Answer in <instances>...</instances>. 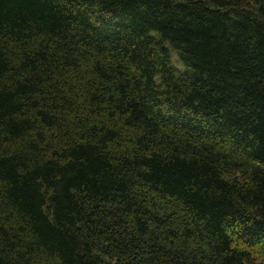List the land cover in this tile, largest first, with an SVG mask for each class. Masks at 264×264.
I'll list each match as a JSON object with an SVG mask.
<instances>
[{
  "label": "trees",
  "instance_id": "16d2710c",
  "mask_svg": "<svg viewBox=\"0 0 264 264\" xmlns=\"http://www.w3.org/2000/svg\"><path fill=\"white\" fill-rule=\"evenodd\" d=\"M0 264H264V0H0Z\"/></svg>",
  "mask_w": 264,
  "mask_h": 264
},
{
  "label": "rangeland",
  "instance_id": "374dc122",
  "mask_svg": "<svg viewBox=\"0 0 264 264\" xmlns=\"http://www.w3.org/2000/svg\"><path fill=\"white\" fill-rule=\"evenodd\" d=\"M172 59H173V61H174L176 64H178V61H177V58H176V55H175L174 51H173V53H172Z\"/></svg>",
  "mask_w": 264,
  "mask_h": 264
}]
</instances>
